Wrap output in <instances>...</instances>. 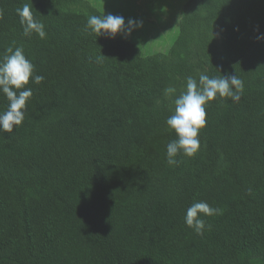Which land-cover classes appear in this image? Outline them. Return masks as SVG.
Instances as JSON below:
<instances>
[{"label":"trees","instance_id":"obj_1","mask_svg":"<svg viewBox=\"0 0 264 264\" xmlns=\"http://www.w3.org/2000/svg\"><path fill=\"white\" fill-rule=\"evenodd\" d=\"M71 1L0 0V59L22 47L45 77L30 78L22 125L0 133V264L264 260V0H187L170 51L147 56L120 35L90 34L91 15ZM26 3L45 39L23 35ZM200 73L239 75L242 99L208 102L198 153L168 165L177 137L166 119ZM7 104L0 94V111ZM196 201L222 210L201 214L203 235L184 223Z\"/></svg>","mask_w":264,"mask_h":264},{"label":"clouds","instance_id":"obj_2","mask_svg":"<svg viewBox=\"0 0 264 264\" xmlns=\"http://www.w3.org/2000/svg\"><path fill=\"white\" fill-rule=\"evenodd\" d=\"M23 26V35L30 37L33 33L41 39L46 38L45 26L34 18L29 4L16 9ZM143 20L129 18L127 23L123 16L109 14L91 15L87 18L85 29L96 37L103 36L115 39L117 35L127 39L134 30L143 27ZM264 40V34L257 37ZM7 55L0 59V94L7 99L6 109L0 111V133H12L14 128L22 125L27 112L26 102L33 96L31 82L40 84L45 77L34 73L33 63L26 58L22 47H8ZM98 57V60H101ZM244 84L239 75H222L219 77L200 73L198 80L193 76L186 78L185 90L174 100V113L166 119L169 129L174 130L176 139L166 146V162L177 165L178 153L187 157L195 156L200 149L199 134L206 127V105L219 96L230 98L232 102H240L243 96ZM176 88L169 86L164 89L166 96H171ZM221 209L210 206L206 201L193 202L184 216V223L192 228L196 234L203 235L210 224L201 218L221 214Z\"/></svg>","mask_w":264,"mask_h":264},{"label":"rangeland","instance_id":"obj_3","mask_svg":"<svg viewBox=\"0 0 264 264\" xmlns=\"http://www.w3.org/2000/svg\"><path fill=\"white\" fill-rule=\"evenodd\" d=\"M187 0H72L65 7L76 13L90 15L113 14L143 20L142 28L133 31L127 38L135 42L143 55L168 53L178 35ZM220 54L227 55L222 46L219 30L216 32ZM200 63L198 56L193 57L195 67ZM255 264H264V260Z\"/></svg>","mask_w":264,"mask_h":264}]
</instances>
